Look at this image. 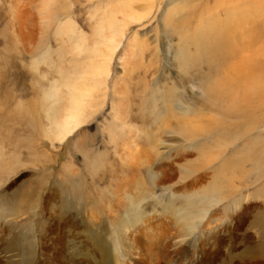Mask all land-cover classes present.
I'll list each match as a JSON object with an SVG mask.
<instances>
[{"label":"rangeland","instance_id":"rangeland-1","mask_svg":"<svg viewBox=\"0 0 264 264\" xmlns=\"http://www.w3.org/2000/svg\"><path fill=\"white\" fill-rule=\"evenodd\" d=\"M218 2L0 0V264H264V52L207 98Z\"/></svg>","mask_w":264,"mask_h":264},{"label":"bare ground","instance_id":"bare-ground-1","mask_svg":"<svg viewBox=\"0 0 264 264\" xmlns=\"http://www.w3.org/2000/svg\"><path fill=\"white\" fill-rule=\"evenodd\" d=\"M218 1L220 2V3L218 2L220 4L218 7H220L221 10H220V13H218L216 15L217 18H214V20H217L216 21L217 23H215L216 27H217L216 34L218 35L219 33H221V34L223 33V38H222L220 44L224 48V53L226 55L227 60H226L225 67H223L224 71L222 74H220L219 78H217V79L214 78L213 81L211 82V85L206 86L207 89L209 88L208 90H206L207 91L206 94H207L208 99H211L214 101L215 98L218 99L220 97V95L224 96L223 90H226L227 92L229 90L231 92L228 93V97L232 101V100H237V98H239L242 95H244V96L245 95L248 96L249 94L251 95L252 92L254 93V91H255V90H253V91H251V90L255 88L256 84L254 82L250 81L251 77L254 76V74L252 73L251 76L244 77V73L248 72L250 68L252 69L254 67L255 63L258 61V58H259L258 56L264 52V48L260 49V46H257L255 48V46H256L255 44H257V41L260 39L259 38V32H258L259 27H257L259 25V23H258L259 20L257 18H255L252 21H247L242 16V12L246 11L247 8L255 7L256 3L259 4L261 1L264 2V0H218ZM146 7L147 8H153V5L149 4V6H148V4H147ZM213 7H215V6H213ZM256 10H258V8H256ZM215 11H216V8H215ZM213 13H214V11H213ZM259 13H260V11L257 13V15ZM215 14H216V12H215ZM221 16H223L224 18H221ZM143 18H146V16L144 14L135 15L132 17V19L134 21H140ZM222 25H223V30L221 29ZM256 27L258 29H256ZM209 33H212V32L209 31ZM246 48H248L250 50L251 54L248 57L247 61H245V64L247 66H244L243 58H244ZM185 56H187V55H185ZM186 63H187V61H186ZM182 66H184V65H182ZM184 67H186V66H184ZM187 67H189L188 64H187ZM181 68H183V67H181ZM100 71L101 72L99 74H102V72H104V71L108 72V66L105 64V66L102 67V69ZM194 72H196V71H194ZM184 73H187V71ZM192 73H193V71H192ZM186 77H188V76L186 75ZM185 80H187V78ZM188 81H190V80H188ZM225 87H227V88L232 87V88L231 89H225ZM55 89H56L55 95H61L60 92H58V90H60V89H57V88H55ZM236 93H240V94H236ZM254 96H255V94H254ZM74 104H75L76 109L74 107ZM80 104L81 103H79L78 101H72L71 107L68 109L66 108L69 111L67 117L64 116L65 118L63 120H61L60 122H58V125L60 127V133H59L60 139L59 140H61V142H62V140L66 139L67 135L71 134V132L76 127L77 122H78V117H77L76 113L81 112V110H80L81 108L79 107ZM185 121L187 123L186 119H185ZM192 128H193L192 126L187 127V130L191 131Z\"/></svg>","mask_w":264,"mask_h":264}]
</instances>
